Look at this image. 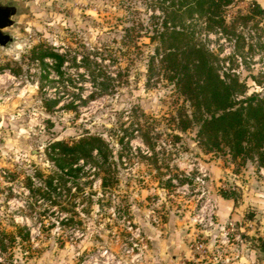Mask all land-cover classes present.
Instances as JSON below:
<instances>
[{"label": "rangeland", "instance_id": "1", "mask_svg": "<svg viewBox=\"0 0 264 264\" xmlns=\"http://www.w3.org/2000/svg\"><path fill=\"white\" fill-rule=\"evenodd\" d=\"M15 1L16 42L0 48V264H264L258 154L234 157L198 125L181 130L191 108L166 75H147L157 43L126 44L125 28L144 36L157 22L159 1ZM225 19L228 34L198 16L188 25L221 78L244 85L238 101L264 95V0H232ZM41 49L66 56L64 77L33 58ZM87 59L115 79L109 95L88 98L100 89ZM84 131L103 137L110 159L81 161L59 182L49 143Z\"/></svg>", "mask_w": 264, "mask_h": 264}, {"label": "trees", "instance_id": "2", "mask_svg": "<svg viewBox=\"0 0 264 264\" xmlns=\"http://www.w3.org/2000/svg\"><path fill=\"white\" fill-rule=\"evenodd\" d=\"M158 1L162 14L155 17L157 22L150 28L145 27L144 36L138 34V27L131 25L124 29V38L126 44H132L135 38L139 40L142 37L149 38L152 44L157 43L153 53L147 57V75H166L164 80L177 89L192 110L190 116L187 111L183 114L179 112L178 127L186 131L190 126L198 125L199 137L211 144L214 150H220L222 145L227 146L234 157L255 152L264 167V95L254 94L245 101H238L244 85L236 78H221L216 65L217 56L196 40L195 33L188 25L190 19L198 16L206 21L210 32L228 34L230 27L225 13L232 0ZM33 58L42 64L46 59L53 61L58 76L64 77L61 69L66 63L65 55L41 49L34 51ZM83 64L91 70L92 81L100 89L99 93L94 92L88 98L109 95L108 84L115 81L109 76L111 74L99 69L98 62H94V69L88 59ZM117 75L122 73L119 71ZM100 79L102 81L99 83ZM80 100L86 104L85 100ZM53 103L56 102H49V108ZM66 109L70 111L75 106L72 103ZM111 153L103 137L89 131L70 141H51L48 147V157L62 174L59 182L63 176H72L81 171L80 167L74 168L81 161L98 166L100 161L107 163ZM54 180L50 179L48 189L53 188ZM112 184L108 175L105 176L103 187Z\"/></svg>", "mask_w": 264, "mask_h": 264}, {"label": "water", "instance_id": "3", "mask_svg": "<svg viewBox=\"0 0 264 264\" xmlns=\"http://www.w3.org/2000/svg\"><path fill=\"white\" fill-rule=\"evenodd\" d=\"M24 10L15 0H0V48L10 49L16 42L15 37L10 33L23 15Z\"/></svg>", "mask_w": 264, "mask_h": 264}]
</instances>
